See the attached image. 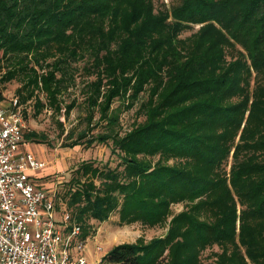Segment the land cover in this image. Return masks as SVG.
<instances>
[{
  "label": "trees",
  "instance_id": "obj_1",
  "mask_svg": "<svg viewBox=\"0 0 264 264\" xmlns=\"http://www.w3.org/2000/svg\"><path fill=\"white\" fill-rule=\"evenodd\" d=\"M80 60L91 76L87 126L99 115L87 130L102 131H68L67 145L110 142L119 161L73 170L61 198L70 224L84 238L90 219L115 211L153 226L172 203L185 207L163 236L113 245L100 262L264 264V0H0L1 81L20 80V105L33 99L35 114L48 106L68 116L75 102L59 96ZM115 99L124 109L140 101L143 120L120 133Z\"/></svg>",
  "mask_w": 264,
  "mask_h": 264
},
{
  "label": "rangeland",
  "instance_id": "obj_2",
  "mask_svg": "<svg viewBox=\"0 0 264 264\" xmlns=\"http://www.w3.org/2000/svg\"><path fill=\"white\" fill-rule=\"evenodd\" d=\"M179 0H155L156 6L161 2L167 6L172 3L177 4ZM195 25L193 29L185 31L182 36H188L192 30L198 28ZM85 62L83 60L73 63L74 68L71 73L74 80L67 84L63 89L59 98L65 105L72 101L75 106L71 109L68 116L64 115V108L60 113H55L48 106H45L38 114H35V106L33 99L21 104L23 133L28 131L42 132L47 136L48 142L39 143L28 141L30 149L33 153L45 163L44 169L39 171L41 177L36 181L50 193L54 192L56 216L58 219L63 217L65 213V204L62 201L66 182L69 180L73 170H75L81 161L93 160L97 164L108 162L110 166L114 167L119 159L110 153V142L93 143L90 147L85 145L68 146L70 139H65L68 131H73L78 134L80 130L86 129L87 136H94L102 131V124L97 123L92 127V130H87L89 126L95 125L98 121V113H95L91 125L86 124V105L84 101V83L90 79V75L83 70ZM6 69V66L5 68ZM0 71V104L7 105L12 97H17L16 88L21 84L20 80L14 78L10 81H1V75L5 70ZM73 70V71H72ZM39 91H37L38 93ZM39 97L45 103V95L39 92ZM145 97L141 94L140 100ZM120 99H115L111 108L119 107ZM140 101H138L132 108L124 109L121 107L120 133L130 129L134 124L143 120V116L138 110ZM23 150V147H22ZM174 160H169V163H174ZM230 159L225 166L229 169ZM183 203H172L170 206L171 215L163 224L149 226L142 224L140 221L131 223L121 222L117 211L111 213L106 220L99 222L94 219L88 221L87 235L84 237V249L81 254L91 263H96L102 256L113 246L121 242L136 243L142 242L147 244L154 238L163 236L168 229L170 219L175 214L183 210ZM214 252H219L216 245L211 248H205L201 254L202 263L214 260Z\"/></svg>",
  "mask_w": 264,
  "mask_h": 264
},
{
  "label": "built area",
  "instance_id": "obj_3",
  "mask_svg": "<svg viewBox=\"0 0 264 264\" xmlns=\"http://www.w3.org/2000/svg\"><path fill=\"white\" fill-rule=\"evenodd\" d=\"M23 127L17 97L0 104V264H91L80 225L58 220L54 192L33 178L45 163L21 150Z\"/></svg>",
  "mask_w": 264,
  "mask_h": 264
},
{
  "label": "crops",
  "instance_id": "obj_4",
  "mask_svg": "<svg viewBox=\"0 0 264 264\" xmlns=\"http://www.w3.org/2000/svg\"><path fill=\"white\" fill-rule=\"evenodd\" d=\"M22 147H23V150H27V151H30L37 159H39L34 153H33V151L30 149V147H29V143H28V141L27 140H25L24 139V143L21 145V150H22ZM40 160V159H39ZM42 169H44V167L42 168ZM42 169H40V170H38V171H36L35 173H34V175H33V178H34V180L36 179V177L37 178H39V177H41L42 175H40L39 174V171H41ZM36 181V180H35ZM36 183H38L37 181H36ZM39 185H41L42 186V184H40V183H38ZM66 212V211H65ZM58 219V218H57ZM62 219V218H61ZM61 219H58V220H61Z\"/></svg>",
  "mask_w": 264,
  "mask_h": 264
}]
</instances>
